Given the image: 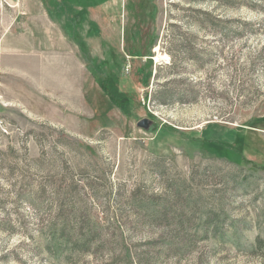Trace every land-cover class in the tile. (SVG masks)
<instances>
[{
	"label": "rangeland",
	"instance_id": "374dc122",
	"mask_svg": "<svg viewBox=\"0 0 264 264\" xmlns=\"http://www.w3.org/2000/svg\"><path fill=\"white\" fill-rule=\"evenodd\" d=\"M87 1L62 32L0 0V264H264V6L123 0L94 34ZM63 218L100 243L48 246Z\"/></svg>",
	"mask_w": 264,
	"mask_h": 264
},
{
	"label": "trees",
	"instance_id": "16d2710c",
	"mask_svg": "<svg viewBox=\"0 0 264 264\" xmlns=\"http://www.w3.org/2000/svg\"><path fill=\"white\" fill-rule=\"evenodd\" d=\"M256 3L264 6V0H256L255 2H253V4ZM109 79L110 78L103 79L100 86L103 92L106 93L113 101V104L124 110V107L128 106L129 100L127 98L126 100H124L125 97L118 93L115 87L114 79H110V82L108 84ZM166 97H168V92H166L164 89L154 94V98L158 102L164 101ZM120 98H122V101H120ZM216 157L225 158L227 161L239 166L243 163L248 162V160H246L244 157L239 159V161L221 156ZM248 163H251V161H249ZM66 219L63 218L62 223L54 224L53 227L49 228L51 235L46 238V243H48V246H52L56 250H61L65 247L67 249H70L71 251L75 250L76 254H79L85 250L90 249L92 242H96V244L100 243L97 240V236H99L101 232V227L99 226V224L92 223L85 225L83 224V222H75L74 220L67 221ZM124 257H130L129 251L127 249L124 251Z\"/></svg>",
	"mask_w": 264,
	"mask_h": 264
},
{
	"label": "crops",
	"instance_id": "0c3cea01",
	"mask_svg": "<svg viewBox=\"0 0 264 264\" xmlns=\"http://www.w3.org/2000/svg\"><path fill=\"white\" fill-rule=\"evenodd\" d=\"M105 1L106 2L104 4H101L99 7L94 5L92 7L93 9L90 10V28L88 27V33L94 32V34H96L98 32L97 21L95 17L103 16V12L108 13L109 6L113 5H116L115 16L118 22V28L121 29V27L124 25L123 20H120V17L123 16L124 12L123 0H111L110 3H108L107 0ZM73 3V0H52V14L54 18L53 20L62 28V32L67 31V28L71 25V18L73 17ZM85 3H88V1L85 0Z\"/></svg>",
	"mask_w": 264,
	"mask_h": 264
},
{
	"label": "water",
	"instance_id": "95a60500",
	"mask_svg": "<svg viewBox=\"0 0 264 264\" xmlns=\"http://www.w3.org/2000/svg\"><path fill=\"white\" fill-rule=\"evenodd\" d=\"M150 124V120L147 118H142L137 122V126L148 128Z\"/></svg>",
	"mask_w": 264,
	"mask_h": 264
},
{
	"label": "bare ground",
	"instance_id": "6f19581e",
	"mask_svg": "<svg viewBox=\"0 0 264 264\" xmlns=\"http://www.w3.org/2000/svg\"><path fill=\"white\" fill-rule=\"evenodd\" d=\"M158 47V46H157ZM155 59L157 60V57H155Z\"/></svg>",
	"mask_w": 264,
	"mask_h": 264
}]
</instances>
